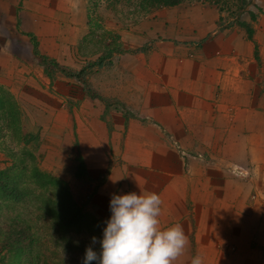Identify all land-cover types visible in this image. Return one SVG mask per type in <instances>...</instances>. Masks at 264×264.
I'll return each mask as SVG.
<instances>
[{
  "label": "crops",
  "instance_id": "0c3cea01",
  "mask_svg": "<svg viewBox=\"0 0 264 264\" xmlns=\"http://www.w3.org/2000/svg\"><path fill=\"white\" fill-rule=\"evenodd\" d=\"M203 5L160 9L135 23L146 31L138 29L132 42L145 53L120 55L95 84L107 106L112 100L125 112L89 99L73 115L55 118L78 134L94 186L89 208L98 217L110 218L113 194L155 192L159 227L180 224L189 238L173 264H190L197 254L203 264H264V0L261 17L244 23L251 34L244 26L218 28L220 13ZM85 6L0 0L5 101L11 93L24 105L34 94L46 97L38 58L71 65L81 59L89 34ZM124 28H112L123 42L131 36ZM60 80L58 92L68 95L71 86Z\"/></svg>",
  "mask_w": 264,
  "mask_h": 264
},
{
  "label": "rangeland",
  "instance_id": "374dc122",
  "mask_svg": "<svg viewBox=\"0 0 264 264\" xmlns=\"http://www.w3.org/2000/svg\"><path fill=\"white\" fill-rule=\"evenodd\" d=\"M257 1L247 0L246 6L241 0H194L183 2L180 5L202 3L203 6L214 7L223 20L218 28L232 30L238 27L243 30L246 27L248 33L251 34L249 27L244 26V23L246 20H250L251 16L253 18L261 17L263 14L261 8L263 0L259 4L256 3ZM81 2L86 5L89 29L88 41L84 45L81 59H74L71 62L74 65H71L55 59L57 63L54 64L50 57L38 58L39 65L42 66V69L44 68L43 80L47 81L46 88L42 83L39 84L41 89L46 90V99L41 95L38 100L39 94H34L33 96L36 97L30 99L31 104L24 105L12 93L10 94L14 96L16 109L19 113L17 126L21 137L14 136V131L8 128L7 121L4 120V110L2 111L0 108V174H2L3 180L9 179L11 184H19L14 190L5 189V198L0 200V260L6 256L5 258L9 259V264H17L18 262H15L13 258L16 256L19 258L21 255L9 254L7 245L10 243V239H20L21 237H24L23 244L26 249L30 247L29 244H26L27 239L29 241L34 237L37 240L42 254L41 263L50 259V264H83L88 247H92L98 254L101 251L99 241L103 238L105 222L109 218H100L90 211L89 203L94 195V186L89 182L91 178L87 174L85 156L80 153L78 134L75 130V136H72L69 129L70 122L66 123V121H60L55 117L65 114L73 115L74 109L80 110V106L86 104V100L89 99L102 101L101 103L106 106L107 110L114 107L122 112L126 111L124 105L117 102L110 103L112 100H107L110 104L107 106V103L100 98L95 84L101 83L105 73L109 72L108 67L118 65L120 55L138 51L145 53L146 48L142 50L136 48L132 40H138L134 37L138 29H140L139 33L143 34L146 30H142L144 27L142 29L141 27L133 28L135 23L141 24L139 22L150 19L157 9L150 14H145L141 8V0H81ZM164 8L172 7H163L162 9ZM115 22H122L125 33L131 35L125 42L114 35L112 28ZM110 23L111 26H109ZM106 25L110 30L104 29ZM66 31L67 29L64 32ZM34 42L33 45H35ZM154 42L155 40H153ZM145 44L147 47H151L148 41ZM35 49H37L36 46ZM35 55L38 57L37 54ZM98 63L105 65L101 68ZM83 70L85 71L83 72ZM81 72L84 73L81 78L68 76ZM117 75L118 72L115 71V76ZM37 76L38 72L36 75H32L36 82L40 79ZM60 78L65 80L63 83L68 82V88L71 86L68 95L64 91L58 92L57 84L61 81ZM77 100L79 103L76 102ZM58 112L59 115H57ZM66 129L69 133L67 136L65 135ZM60 137H65L64 143L58 142ZM82 164L83 172L81 171L82 175L78 177V171ZM36 172L50 174L65 183L76 208L85 217L86 227L82 228L81 232L70 233L71 247H65L61 241L58 246L53 243L51 219L43 216L41 199L34 195L44 193L38 186ZM99 179L102 180L101 176ZM52 193L55 192L52 191ZM16 233H21V235ZM92 237L97 238V243H92ZM38 244H35V248ZM0 264H2L1 261ZM92 264H96V262L94 261Z\"/></svg>",
  "mask_w": 264,
  "mask_h": 264
},
{
  "label": "clouds",
  "instance_id": "9594fccd",
  "mask_svg": "<svg viewBox=\"0 0 264 264\" xmlns=\"http://www.w3.org/2000/svg\"><path fill=\"white\" fill-rule=\"evenodd\" d=\"M162 200L155 193L113 194L99 254L88 247L83 264H173L189 244L182 225L159 227ZM92 243L97 238L92 237ZM190 264H203L197 254Z\"/></svg>",
  "mask_w": 264,
  "mask_h": 264
},
{
  "label": "trees",
  "instance_id": "16d2710c",
  "mask_svg": "<svg viewBox=\"0 0 264 264\" xmlns=\"http://www.w3.org/2000/svg\"><path fill=\"white\" fill-rule=\"evenodd\" d=\"M186 1L190 2L194 0H141V8L145 14H150L156 9L160 10L163 7L179 6ZM241 1L243 5L246 6L247 0ZM35 46L36 45H34V47ZM101 64L102 63H98V66ZM84 71L85 70H83V72ZM83 72L68 76L71 78H81L82 74H84ZM6 96L7 94L5 93L3 95L0 94V108H2V111L4 110V120L7 121L8 128L14 131V136L21 137L19 127L17 126V123H19V113L16 109L14 98L9 94V99L5 101ZM81 171L83 172V164L78 171V177L82 175ZM35 176L38 178L37 183L39 188L43 190L44 193L34 195L41 199L43 216L47 219H51L50 221L53 230L51 237L54 241V245L58 246L61 241L64 243L65 247H71L69 240L70 233H77V231L81 232L80 230L86 227L84 224L85 217L80 214L76 208L65 183L46 173L36 172ZM18 185L19 184L17 183L11 184L9 179L3 180L2 174H0V188H3L0 190V200H4L5 198V189L14 190ZM52 191L55 193L53 194ZM8 193L11 195L9 191ZM16 234L21 235V233ZM23 242H25L24 237H21L20 239H10V243L7 245L9 254L21 255L19 258L17 256L13 258L15 259V262H18L17 264H50V259L41 263L42 254L40 246L34 237L30 238L29 241L27 239L26 244L30 245L27 249ZM35 244H38L37 248H35ZM5 257L0 261L2 264H9V259H6Z\"/></svg>",
  "mask_w": 264,
  "mask_h": 264
}]
</instances>
